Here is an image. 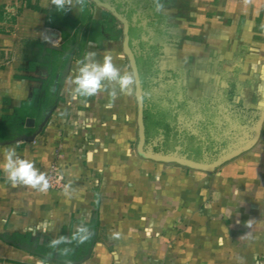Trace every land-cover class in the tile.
<instances>
[{
  "label": "crops",
  "instance_id": "0c3cea01",
  "mask_svg": "<svg viewBox=\"0 0 264 264\" xmlns=\"http://www.w3.org/2000/svg\"><path fill=\"white\" fill-rule=\"evenodd\" d=\"M160 3L73 0L61 12L51 0H0V122L48 80L49 50L67 56L40 118L0 140V163L14 148L41 172L55 162L64 180L40 192L0 171V264H264V0ZM152 22L160 68L178 71L197 103L232 91L237 107L205 115L220 118L227 141L235 135L226 157L190 166L147 156L135 95L70 99L86 52L132 70L125 26ZM78 226L91 233L82 244L71 239Z\"/></svg>",
  "mask_w": 264,
  "mask_h": 264
},
{
  "label": "trees",
  "instance_id": "16d2710c",
  "mask_svg": "<svg viewBox=\"0 0 264 264\" xmlns=\"http://www.w3.org/2000/svg\"><path fill=\"white\" fill-rule=\"evenodd\" d=\"M2 12L3 10L0 9V17L2 16ZM90 30H92V27ZM138 30L137 26L129 27V44L134 36L139 37ZM158 37V42L155 41L156 39L154 40L155 42L150 41L149 43L145 40H140L139 42H142V44L135 54V62L137 65L142 94L148 92V89L158 86L160 82L165 83L166 86L168 85L165 89L159 88L161 93H157L158 97H156V101H152L153 98L150 96V98L146 97L143 102L142 118L144 150L166 155H175L200 163L217 160L236 150V145L232 143V145L229 144L235 139L234 134L229 135L231 136V139L228 141L225 139L227 135L222 136L218 146L193 144L192 136L188 135L185 137V140L179 142V145L177 146L178 137L176 136V130L171 126L172 121H174V118L176 117V113H172V106H170L173 101L168 98V96L162 95V93L166 92L168 89L171 90L170 88L172 85H174L178 79L180 80V73L173 69L160 68L158 59L161 54V42L164 38L161 35ZM145 45H147V49L144 50ZM49 52L50 57H47L50 61L48 67V80L43 81L41 88L34 90L32 97L21 102L12 117L0 122V140L9 139L13 136L14 131L17 133L27 132L30 128L24 126L25 117L30 116L35 118V120L39 119L42 111L46 108L52 92L53 82L59 79L62 72V66L67 59V56L63 57L59 51L49 50ZM158 75H162V77L159 80L153 81ZM168 80H170L169 83L166 82ZM179 83L181 84V81H179ZM40 92H42V97L38 96ZM225 94L228 97L227 101L222 98L218 101H213L210 97L204 98L203 103L205 102V105L202 109L211 111V108H214V110H217L218 108L216 105H218V102H223L225 109L237 107L235 106L236 103L234 104V102L230 100L232 91H227ZM206 120L209 123L214 122V119L211 116L206 118ZM155 137L160 139L161 144L160 142H156L154 146L147 148L150 140ZM182 142L185 143L182 144ZM226 146L231 147L228 149Z\"/></svg>",
  "mask_w": 264,
  "mask_h": 264
},
{
  "label": "clouds",
  "instance_id": "9594fccd",
  "mask_svg": "<svg viewBox=\"0 0 264 264\" xmlns=\"http://www.w3.org/2000/svg\"><path fill=\"white\" fill-rule=\"evenodd\" d=\"M73 0H51L57 11L65 12L70 9ZM82 3L83 0H78ZM156 11L163 10L160 0H153ZM67 6V7H66ZM44 40H49L47 36ZM122 59V57H120ZM70 85L69 95L71 100L80 98H90L105 91L108 92L110 99L114 100L118 95L133 96L136 94L137 77L135 71H122L114 63L111 54H104L102 60L97 59V53L88 51L79 62V67L74 75L68 78ZM151 93L145 92L137 95L139 103H143L145 98H150ZM111 107V104L108 105ZM0 171H3L6 179L13 187L20 185L30 187L40 192H46L49 188V181L44 172H41L33 161L22 158L14 148L4 152L3 162L0 163ZM252 221L247 222L251 227ZM91 236L87 227L78 226L77 232L72 236V240L78 243L86 242ZM114 238H119V233H113ZM68 238L60 237L51 241V246L55 247Z\"/></svg>",
  "mask_w": 264,
  "mask_h": 264
},
{
  "label": "rangeland",
  "instance_id": "374dc122",
  "mask_svg": "<svg viewBox=\"0 0 264 264\" xmlns=\"http://www.w3.org/2000/svg\"><path fill=\"white\" fill-rule=\"evenodd\" d=\"M154 26L155 24H153V26L151 25V27H147V30H138L139 37L134 36L133 40L129 44L130 50L132 51L134 57L140 45L142 44V42H139L140 40H145L149 43L150 41L153 42L156 39L155 41L158 42L157 39H159V35L157 33L159 32ZM145 49H147V45L144 46V50ZM126 59L129 62L128 57H126ZM161 77L162 75H158L153 81L159 80ZM179 81L180 80L178 79L175 84L172 85L170 88L171 90L168 89L166 92L162 93V95L168 96V98L173 101L170 106H172V113H176V117L174 118V121H172L171 126H173L176 130V136L178 137L177 146L179 145V142L185 140V137L188 135L192 136V142L194 144H202L204 146L206 143H208L209 146H218L222 136L227 135L228 133L226 131V126H223L224 123L219 120L220 118H213V123L207 122L205 117L207 111L202 109L205 105V102L197 103L195 101L196 98L189 95L190 93L188 85L185 87L182 85V83L180 84ZM166 82L169 83L170 80ZM167 86L165 83L160 82L158 86L148 89V92L151 93V97L153 98L152 101H156L155 99L158 97L157 93H161L159 88L165 89ZM212 96L213 99L215 98L214 101L220 100V92L218 90L213 91ZM216 107L220 109L224 108L225 105L223 102H218ZM213 109L214 108H211V110ZM200 110L201 113L199 112ZM137 141H139V137H137ZM156 142H160L161 144L160 139L155 137L150 140L147 148L154 146ZM183 143L185 142H182V144ZM143 151H145L144 148ZM169 161L174 160H168V162Z\"/></svg>",
  "mask_w": 264,
  "mask_h": 264
},
{
  "label": "water",
  "instance_id": "95a60500",
  "mask_svg": "<svg viewBox=\"0 0 264 264\" xmlns=\"http://www.w3.org/2000/svg\"><path fill=\"white\" fill-rule=\"evenodd\" d=\"M124 30H125L124 32H126L125 33V37H124V42H123L124 43L123 44L124 45V50H125V53H126V55L128 57V60L130 62L131 69H132V71H135L136 77H137V87H136L135 96L142 95L141 84H140V80H139L137 65H136V62H135V57H134V55H133V53H132V51L130 50V47H129V36H128L127 26H125ZM137 106H138L137 124H138L139 146H140V149L142 150V152L144 154H146L147 156H151V157L162 159V160H174V161H177L179 163L187 164V165H190V166H201V165H203L200 162L191 161V160H188V159H185V158H182V157H178V156H175V155H170V154L166 155V154L154 153L152 151H143V145H144V130H143V118H142L143 103H139L138 100H137ZM47 115H48V113L46 114L45 119H46ZM25 123H26L27 126L31 125L33 123V119L32 118H27ZM33 136H34V134H30V135L22 134L20 136H17L15 139L24 138V139L31 140L33 138ZM224 157H226V156H224Z\"/></svg>",
  "mask_w": 264,
  "mask_h": 264
},
{
  "label": "built area",
  "instance_id": "2783aa9c",
  "mask_svg": "<svg viewBox=\"0 0 264 264\" xmlns=\"http://www.w3.org/2000/svg\"><path fill=\"white\" fill-rule=\"evenodd\" d=\"M49 181V188H62L64 186V180L62 175L58 171V167L55 162H52L46 171H43Z\"/></svg>",
  "mask_w": 264,
  "mask_h": 264
},
{
  "label": "flooded vegetation",
  "instance_id": "af4514ba",
  "mask_svg": "<svg viewBox=\"0 0 264 264\" xmlns=\"http://www.w3.org/2000/svg\"><path fill=\"white\" fill-rule=\"evenodd\" d=\"M154 24H155V23H154ZM155 25H156V26H159V25H157V24H155ZM160 51H161V49H160ZM161 53H162V52H161ZM160 55H161V54H160ZM160 55H159V56H160ZM193 144H194V143H193Z\"/></svg>",
  "mask_w": 264,
  "mask_h": 264
}]
</instances>
